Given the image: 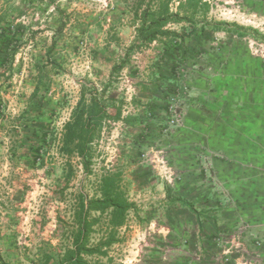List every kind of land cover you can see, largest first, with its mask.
<instances>
[{
    "label": "rangeland",
    "instance_id": "rangeland-1",
    "mask_svg": "<svg viewBox=\"0 0 264 264\" xmlns=\"http://www.w3.org/2000/svg\"><path fill=\"white\" fill-rule=\"evenodd\" d=\"M186 1L173 0V11ZM151 2H37L33 29L27 24L34 45L21 62L29 77L28 67L42 60L58 65L59 76L43 74L69 98L24 133L16 106L2 109L9 133L0 149V264H67L75 212L100 197L107 173H119L133 209L115 230L116 242L103 246L107 254L86 256V264H264V167L249 178L247 154L219 146L225 133L264 129V0H201L193 16L188 11L192 22L168 26L181 35L168 50L137 42L135 10ZM92 86H108L107 95L124 102V117L141 121L104 125L87 171L59 149L83 87ZM32 148L40 149L35 161ZM255 157L260 166L264 151ZM108 218L90 214L89 247L108 242ZM214 225L217 244L203 248Z\"/></svg>",
    "mask_w": 264,
    "mask_h": 264
},
{
    "label": "trees",
    "instance_id": "trees-1",
    "mask_svg": "<svg viewBox=\"0 0 264 264\" xmlns=\"http://www.w3.org/2000/svg\"><path fill=\"white\" fill-rule=\"evenodd\" d=\"M144 2V1H143ZM173 0H152L149 3L147 9L142 10V4L135 10V17L140 20V27L138 29L137 42L140 47H147L153 43H162L165 48L169 49V43H173V39L181 38V35L168 29L169 25L182 24L185 22H192V16L195 9L199 6L201 0H187L185 3H180L177 7V11L174 12L172 8ZM201 6H208V3ZM141 8V10H140ZM197 10V9H196ZM141 11V12H140ZM188 11H191L192 16ZM19 26L17 28L20 33ZM19 39V38H18ZM56 43L54 44V46ZM54 48V47H53ZM53 50L50 49L49 53ZM126 61L122 62L116 67L117 72L125 67ZM57 68H59L58 65ZM44 74L39 73V78L42 81ZM159 76L162 78V71L159 72ZM40 81V84L42 82ZM108 86L104 87L100 92L98 88L83 87L80 100L74 109L71 119L66 123L61 139L60 154L64 156L68 161L73 158H80L83 161L84 168L89 171L90 164L92 162V144L101 137V133L104 125L108 123L127 122L133 124L135 121H141V118L134 115L124 117V102L118 101L115 95H107ZM144 90H148L144 87ZM40 92L38 88L35 98ZM89 93V95H88ZM140 103V101H139ZM150 116L153 114V103L150 101L147 103ZM35 107L38 111L41 110L42 105L38 104ZM43 116L38 115L36 117ZM52 117V116H51ZM33 136H39V131H33ZM43 140H46V134L42 132ZM53 141L51 140V143ZM40 149H30L31 158L38 159ZM120 175L119 173H107L101 180V194L97 199H93L87 204L82 202L79 206V210L75 212V220L77 222V228L75 230V237L73 240L72 249L67 252L66 261L67 264H86L85 257L93 256L94 254L106 255L103 251V246H110L115 239V230L122 227L128 217V213L133 209V204L128 201L126 196L120 189L119 185ZM98 213L100 215L108 213V225L112 229L110 237L107 239V243L101 244L98 247H89L90 234L93 232V222L89 220L91 213ZM203 228V224L199 223ZM215 231L212 230L209 235H204V246L216 243L219 235V227L214 225ZM217 244V243H216Z\"/></svg>",
    "mask_w": 264,
    "mask_h": 264
},
{
    "label": "crops",
    "instance_id": "crops-1",
    "mask_svg": "<svg viewBox=\"0 0 264 264\" xmlns=\"http://www.w3.org/2000/svg\"><path fill=\"white\" fill-rule=\"evenodd\" d=\"M38 1L0 0V149H3L2 145L7 144L6 139L9 133L7 131L8 122L3 120L2 115L4 105H8L10 109L12 105L16 106L14 116L19 121L21 133H24L28 131L29 126L32 124L31 121L36 116L55 114L56 106L59 103L64 104L69 98L61 83L45 77L41 81L39 78V73L42 75L45 71H50L54 76H59L60 69L57 66L49 65L48 62L42 60V63H36V66L30 65L28 67L33 71V74L29 77L25 71L27 67L21 62V52L26 47H31L29 45H34V40L27 41V38L30 29H33L32 11L35 10V6H40L37 4ZM27 24L31 26L30 29ZM19 26L22 28L17 35ZM49 51L50 48L47 54H49ZM35 73L38 74L35 75ZM40 81L42 84H40ZM38 88L40 92L35 98ZM60 90L62 91L60 92ZM38 104L42 105L40 111L35 107ZM219 142L220 150L247 154L246 160H243V162L250 169L249 178L256 175L255 170L257 167H264V160L261 161L259 166V160L255 157V153L264 151V129L253 130L242 135L225 133L219 137ZM23 145L26 146L25 143ZM248 183L254 186L253 193L256 196L255 183L257 182L250 180Z\"/></svg>",
    "mask_w": 264,
    "mask_h": 264
}]
</instances>
